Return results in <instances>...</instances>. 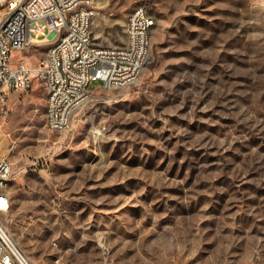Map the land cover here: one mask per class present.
<instances>
[{
	"label": "rangeland",
	"instance_id": "1",
	"mask_svg": "<svg viewBox=\"0 0 264 264\" xmlns=\"http://www.w3.org/2000/svg\"><path fill=\"white\" fill-rule=\"evenodd\" d=\"M96 46L156 20L132 85L90 84L69 131L47 93L12 96L1 221L32 264H264V0H95ZM43 39L13 59L36 68Z\"/></svg>",
	"mask_w": 264,
	"mask_h": 264
},
{
	"label": "built area",
	"instance_id": "2",
	"mask_svg": "<svg viewBox=\"0 0 264 264\" xmlns=\"http://www.w3.org/2000/svg\"><path fill=\"white\" fill-rule=\"evenodd\" d=\"M95 0H0V118L11 107L16 92L32 90L35 80L47 93L46 125L51 131H69L73 115L92 96L78 95V84L103 83L106 90L134 84L150 62L148 31L153 16L139 8L127 16L124 43L96 46L93 31ZM9 32V39H2ZM43 39H52L47 54L32 68L13 59ZM93 52V59H86ZM97 64V71L82 73V66ZM69 76H85V83L69 84ZM14 164L0 160V264H32L1 221L10 210L9 186Z\"/></svg>",
	"mask_w": 264,
	"mask_h": 264
},
{
	"label": "bare ground",
	"instance_id": "3",
	"mask_svg": "<svg viewBox=\"0 0 264 264\" xmlns=\"http://www.w3.org/2000/svg\"><path fill=\"white\" fill-rule=\"evenodd\" d=\"M155 18L153 17L151 30L148 31V46L149 54L151 49V35L152 30L155 26ZM2 39H9V32H2ZM86 59H93V52H86ZM89 71H97V64H86L82 66V73H89ZM85 83V76H69V84ZM77 94L78 95H87L92 96V91L90 89V84H78L77 85Z\"/></svg>",
	"mask_w": 264,
	"mask_h": 264
},
{
	"label": "snow or ice",
	"instance_id": "4",
	"mask_svg": "<svg viewBox=\"0 0 264 264\" xmlns=\"http://www.w3.org/2000/svg\"><path fill=\"white\" fill-rule=\"evenodd\" d=\"M0 204H3V201L2 200H0Z\"/></svg>",
	"mask_w": 264,
	"mask_h": 264
},
{
	"label": "crops",
	"instance_id": "5",
	"mask_svg": "<svg viewBox=\"0 0 264 264\" xmlns=\"http://www.w3.org/2000/svg\"><path fill=\"white\" fill-rule=\"evenodd\" d=\"M13 96V95H12ZM11 102H12V97H11Z\"/></svg>",
	"mask_w": 264,
	"mask_h": 264
}]
</instances>
